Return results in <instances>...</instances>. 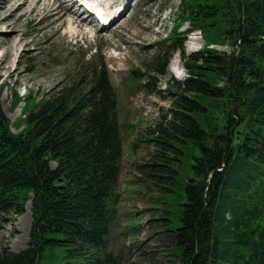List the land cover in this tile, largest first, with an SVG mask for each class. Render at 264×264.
Segmentation results:
<instances>
[{"label": "trees", "instance_id": "trees-1", "mask_svg": "<svg viewBox=\"0 0 264 264\" xmlns=\"http://www.w3.org/2000/svg\"><path fill=\"white\" fill-rule=\"evenodd\" d=\"M175 20L161 44L179 51L187 77L166 86L171 107L136 169L161 193L181 264H264V0H181ZM194 31L206 45L186 55ZM168 62L155 61L152 78ZM92 66L83 90L28 96L21 132L0 106V216L23 215L29 202L32 213L27 247L3 249L0 264H101L124 144L109 72ZM169 198L180 201L175 213Z\"/></svg>", "mask_w": 264, "mask_h": 264}, {"label": "rangeland", "instance_id": "rangeland-1", "mask_svg": "<svg viewBox=\"0 0 264 264\" xmlns=\"http://www.w3.org/2000/svg\"><path fill=\"white\" fill-rule=\"evenodd\" d=\"M98 1L109 13L124 10L112 27L98 29L89 20L82 27L72 22L86 18L76 11L74 0H0L1 39L14 28L26 44L18 45L7 57L5 63L12 66L10 70L0 69L1 110L11 122V131L21 132L28 96L40 100L78 82L76 89L83 90L91 77L92 64L104 65L119 98L124 157L116 219L110 226L101 264H181L180 247L164 231L170 222L164 220L167 214L161 193L136 169L154 150L147 141L149 130L171 107L166 86L187 77L182 62L175 67L181 78L172 74L177 52L161 44L172 32L181 0ZM189 28L186 23L180 31ZM192 40L196 42L193 49L189 45ZM205 45L201 33L194 31L186 37L184 52L190 55ZM212 47L230 50L229 46ZM5 52V47L0 48V56ZM159 58L169 59L167 74L154 79L151 65ZM16 90L22 100L14 108ZM190 164L184 163L183 179L189 175ZM167 202L172 203L170 212L179 210L180 201L169 198ZM31 214V204L27 203L23 215L0 216V253L5 248L19 252L27 247Z\"/></svg>", "mask_w": 264, "mask_h": 264}, {"label": "bare ground", "instance_id": "bare-ground-1", "mask_svg": "<svg viewBox=\"0 0 264 264\" xmlns=\"http://www.w3.org/2000/svg\"><path fill=\"white\" fill-rule=\"evenodd\" d=\"M23 4H24V2H23ZM121 13H123V11H120L119 14H117V12L116 13H113V14H110V16L113 15V17L116 20L117 15H121ZM4 19H6V18H4ZM72 20H73L72 22H74V23H76V24H78L80 26H81V24L83 22H85V23L88 22L87 20H89V22H91V20H90L89 17L85 18V20H82V21H74V19H72ZM2 21H3V19L0 20V24L2 23ZM8 31H10V35L9 36L7 35L5 39L2 40L1 39L2 37L0 36V48H2V47H5L6 48L5 55L0 56V69H2V68H5V69L8 68V70H10L12 66L11 65L8 66L7 64H9V63H7V64L5 63L7 61V57L13 54V51L17 48L18 45H19V48H20V47L25 46L26 44H24V39L20 35H19V37L17 36V30L16 29L11 28V30H8ZM195 43L196 42H194L193 40L189 43V45H191V47H190L191 49L194 48ZM170 71L177 78H181V73L175 67L170 68ZM12 72L14 73L15 71L12 70ZM29 207L30 206L28 205V211H29ZM27 216L30 217L29 214H27Z\"/></svg>", "mask_w": 264, "mask_h": 264}]
</instances>
